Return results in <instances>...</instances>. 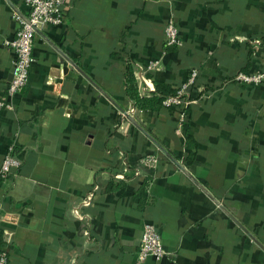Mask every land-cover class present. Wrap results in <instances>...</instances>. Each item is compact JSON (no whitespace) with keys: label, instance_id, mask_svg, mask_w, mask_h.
<instances>
[{"label":"crops","instance_id":"0c3cea01","mask_svg":"<svg viewBox=\"0 0 264 264\" xmlns=\"http://www.w3.org/2000/svg\"><path fill=\"white\" fill-rule=\"evenodd\" d=\"M67 4L63 24L37 32L28 84L0 110V169L11 147L21 163L0 177L8 264H138L147 222L168 256L142 264H264V82L232 80L264 69V0ZM14 13L28 14L24 0H0V99ZM170 20L181 39L172 51ZM151 61L158 68L143 72ZM128 62L147 97L199 70L182 129L174 108L130 114ZM147 155L159 164L143 166ZM111 180L122 186L107 189Z\"/></svg>","mask_w":264,"mask_h":264},{"label":"built area","instance_id":"2783aa9c","mask_svg":"<svg viewBox=\"0 0 264 264\" xmlns=\"http://www.w3.org/2000/svg\"><path fill=\"white\" fill-rule=\"evenodd\" d=\"M28 9L25 16L14 13L19 27L16 36L6 41V45L13 51V77L5 89L4 97L0 99V110L12 106V99L28 84L34 57V42L37 32L46 26L61 25L65 22L67 12V0H24ZM166 44L168 46H180L178 26L175 20H170L165 27ZM158 61H151L142 67L143 72H150L158 68ZM199 76L198 69H191L186 80L178 86L175 93L166 97L163 106L174 108L179 111L178 122L182 129L189 120V109L196 98L190 92V88L196 84ZM232 80L241 85L261 84L264 82V69L259 71H239ZM138 108L133 107L130 114H135ZM131 116V115H130ZM159 159L155 155H147L142 158L143 166H157ZM20 160L16 157L14 148L11 147L4 155L0 177L7 178L12 170L20 167ZM140 174L139 171L136 173ZM93 195L90 194L86 202H90ZM168 256L162 235L158 227L152 223H145L143 226L140 246L137 253L138 264H142L152 257L157 262ZM9 257L0 242V264H8Z\"/></svg>","mask_w":264,"mask_h":264},{"label":"trees","instance_id":"16d2710c","mask_svg":"<svg viewBox=\"0 0 264 264\" xmlns=\"http://www.w3.org/2000/svg\"><path fill=\"white\" fill-rule=\"evenodd\" d=\"M164 46H165V49H167L168 51H170V49L172 51V48H171L172 46H168L166 44V41L164 43ZM125 84H126V88H125L126 96L134 103V105L138 109H145V108L159 109L160 107H164L163 101L165 100V98L174 94L176 91V89L171 88L169 85L159 82L157 84V92H155L151 97L142 95L138 88V83H137L136 76H135V67L133 63L131 62H128L126 66ZM187 145L193 151V149H195L196 147V142L193 138L190 137L188 138ZM188 156H190V158L193 157L191 153H188ZM150 179L151 177L147 176V178L144 180V182L142 183L140 187L139 194L140 196H142L141 197L142 202L145 201L146 194H147V187H148V183ZM121 186H122L121 182L115 183L114 180H111L108 184L107 189L115 188V187L119 188ZM0 242H1V238H0Z\"/></svg>","mask_w":264,"mask_h":264},{"label":"water","instance_id":"95a60500","mask_svg":"<svg viewBox=\"0 0 264 264\" xmlns=\"http://www.w3.org/2000/svg\"><path fill=\"white\" fill-rule=\"evenodd\" d=\"M12 72H13V69H12ZM12 77H13V74L11 73V79H12ZM220 206H221V208L225 209V207L223 205H220Z\"/></svg>","mask_w":264,"mask_h":264}]
</instances>
